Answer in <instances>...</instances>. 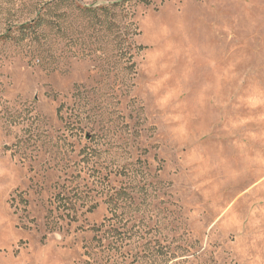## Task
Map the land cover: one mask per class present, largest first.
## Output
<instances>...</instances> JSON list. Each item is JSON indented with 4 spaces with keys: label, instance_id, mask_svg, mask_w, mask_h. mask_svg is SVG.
Listing matches in <instances>:
<instances>
[{
    "label": "rangeland",
    "instance_id": "1",
    "mask_svg": "<svg viewBox=\"0 0 264 264\" xmlns=\"http://www.w3.org/2000/svg\"><path fill=\"white\" fill-rule=\"evenodd\" d=\"M0 264H264V0H0Z\"/></svg>",
    "mask_w": 264,
    "mask_h": 264
},
{
    "label": "trees",
    "instance_id": "2",
    "mask_svg": "<svg viewBox=\"0 0 264 264\" xmlns=\"http://www.w3.org/2000/svg\"><path fill=\"white\" fill-rule=\"evenodd\" d=\"M124 1H127V0H124ZM144 1V0H143ZM146 2V1H145ZM120 3L119 2H116V3H113L112 6H118ZM90 8H85V11L89 10ZM103 9V8H102ZM39 25V23L33 21V23H26L24 25H21L19 27L21 33H35L36 32V28L37 26Z\"/></svg>",
    "mask_w": 264,
    "mask_h": 264
}]
</instances>
